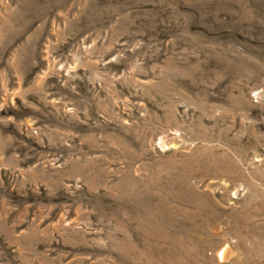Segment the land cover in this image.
Returning a JSON list of instances; mask_svg holds the SVG:
<instances>
[{
	"label": "rangeland",
	"instance_id": "1",
	"mask_svg": "<svg viewBox=\"0 0 264 264\" xmlns=\"http://www.w3.org/2000/svg\"><path fill=\"white\" fill-rule=\"evenodd\" d=\"M0 264H264V0H0Z\"/></svg>",
	"mask_w": 264,
	"mask_h": 264
}]
</instances>
